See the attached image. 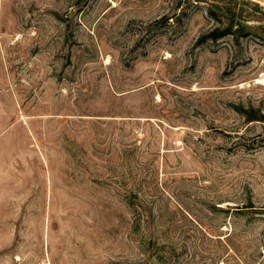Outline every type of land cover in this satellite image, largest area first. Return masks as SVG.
Instances as JSON below:
<instances>
[{
	"label": "rangeland",
	"instance_id": "obj_1",
	"mask_svg": "<svg viewBox=\"0 0 264 264\" xmlns=\"http://www.w3.org/2000/svg\"><path fill=\"white\" fill-rule=\"evenodd\" d=\"M0 264H264V0H0Z\"/></svg>",
	"mask_w": 264,
	"mask_h": 264
}]
</instances>
